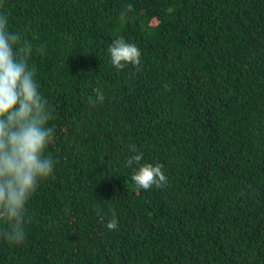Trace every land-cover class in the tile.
<instances>
[{"label":"trees","instance_id":"obj_1","mask_svg":"<svg viewBox=\"0 0 264 264\" xmlns=\"http://www.w3.org/2000/svg\"><path fill=\"white\" fill-rule=\"evenodd\" d=\"M0 13L33 45L54 129L53 174L0 264H264V0H0ZM118 37L139 66L112 65ZM130 145L165 187L134 185Z\"/></svg>","mask_w":264,"mask_h":264},{"label":"clouds","instance_id":"obj_2","mask_svg":"<svg viewBox=\"0 0 264 264\" xmlns=\"http://www.w3.org/2000/svg\"><path fill=\"white\" fill-rule=\"evenodd\" d=\"M133 6L128 4L121 17ZM42 48V46H41ZM33 45L18 32L8 28V16L0 13V240L20 245L26 239V205L37 191L39 181L53 174L54 161L44 153L54 139V129L48 126L51 112L42 98L36 81V69L30 65ZM111 63L117 70L128 64L140 65L141 52L123 37L112 41L108 48ZM93 106L103 102L100 89H95ZM134 153L127 167H137L132 181L138 189L163 188L167 176L162 164L141 163L143 153L130 145ZM115 213L107 228L117 227Z\"/></svg>","mask_w":264,"mask_h":264}]
</instances>
